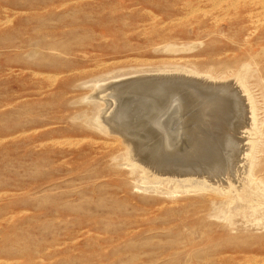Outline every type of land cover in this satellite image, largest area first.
<instances>
[{"label":"rangeland","instance_id":"obj_1","mask_svg":"<svg viewBox=\"0 0 264 264\" xmlns=\"http://www.w3.org/2000/svg\"><path fill=\"white\" fill-rule=\"evenodd\" d=\"M154 75L203 125L166 149L175 165L220 156L230 116L194 80L238 90L252 129L234 174L128 161L99 120L106 88ZM0 264H264V0H0Z\"/></svg>","mask_w":264,"mask_h":264},{"label":"bare ground","instance_id":"obj_2","mask_svg":"<svg viewBox=\"0 0 264 264\" xmlns=\"http://www.w3.org/2000/svg\"><path fill=\"white\" fill-rule=\"evenodd\" d=\"M167 76L162 75L155 77L154 75V77L150 78L148 76V78L144 77L130 81H120L107 86L106 90L111 89L113 92V99L112 101L110 100L108 103V105L110 104V107L107 105V108L110 110V108H113L114 106V110L107 116L108 110L106 109L104 113L105 115L101 114L102 116H99L100 123L106 127L109 133L118 135L123 140L122 144H125L124 146L126 147L128 161L134 166H141L142 169L151 173L149 175L151 177L166 176L168 178H178L181 176H187L189 178L191 176H199L205 178L203 182H207L215 179V176L220 173V175H223L225 179L228 178L230 174H234V164H236V161H238L240 156H242L246 151L245 148L240 146V144L243 143V138L241 139L240 135H242V131L247 132L252 129V108H249V110H247L248 108H245L242 98L237 92L238 90L231 87V82H209L203 79L194 80L195 82L206 83L208 86L204 87L207 89V92L216 91L219 98L221 97L222 99L221 105L226 103V99L232 98L233 101L231 100L232 103L230 105H226V108H223L224 106L222 107V110H225V113H230V118L227 116V118H229L227 119L225 116V120L223 121L225 124L222 129L225 134L217 141L215 140L217 138H215L214 141L211 140L213 145L222 149L221 151L219 150L221 152L220 156L216 152L215 154L218 156L214 158L215 160L213 159L214 161L211 160L213 161L212 163L208 164L199 163L198 160H195L192 163H189V161L186 163H184V161H180V163L175 165L176 161L174 160L175 163L172 164H174L176 166L175 167L171 164V162H174L173 159L171 162L166 163V156L164 154L165 151L166 153L168 152L166 149L181 150L186 143V133L193 126H198L200 120H197V116H195V114L193 115L190 113L191 111H189V104L191 106L193 105V103H191V100L193 99L190 101L189 98L188 100H184L182 98L179 99L180 95L179 98L176 95V87H179L177 85L179 83L177 77ZM180 85H184V88L187 86L184 83H180ZM188 85H190V83ZM182 86H180V88ZM198 86L199 85L195 86V88L199 89ZM189 87L191 88V85ZM191 96L192 95H190V97ZM228 101L231 102L230 100ZM201 104L203 105V103ZM220 112L222 113L223 111ZM211 116H214V114ZM201 119L204 118L201 117ZM220 119V121L223 120L221 117ZM195 120L196 122L198 121V123H196ZM207 121L208 119L206 120V123ZM216 130H218V128H216ZM191 136L192 135H190V137ZM193 144L194 142L192 145ZM214 150L218 151L215 148ZM191 152L194 153V151ZM179 154L180 157L183 158L181 156L182 152ZM245 154L247 153L245 152ZM183 156L186 157V155ZM243 157V159H245V156Z\"/></svg>","mask_w":264,"mask_h":264}]
</instances>
